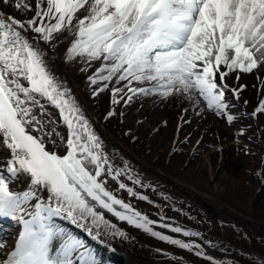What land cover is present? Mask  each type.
Instances as JSON below:
<instances>
[{
	"label": "snow or ice",
	"instance_id": "1",
	"mask_svg": "<svg viewBox=\"0 0 264 264\" xmlns=\"http://www.w3.org/2000/svg\"><path fill=\"white\" fill-rule=\"evenodd\" d=\"M65 42V62L79 58L80 72H91L93 97L109 92L111 104L121 106L141 96L179 97L197 115L203 100L233 124L243 118L232 101L244 86L227 83L229 75L239 81L251 74L264 88V0H0V229L6 222L19 228L11 247L0 240V264H101L72 229L93 241L102 242L104 229L128 239L105 212L220 264L199 244L156 228L200 233L154 221L118 197L122 190L153 203L121 180L145 186L127 165L113 163L84 105L57 74ZM259 114L264 96L245 115ZM253 175L264 184V169ZM21 179L27 186L17 191L12 185Z\"/></svg>",
	"mask_w": 264,
	"mask_h": 264
},
{
	"label": "bare ground",
	"instance_id": "2",
	"mask_svg": "<svg viewBox=\"0 0 264 264\" xmlns=\"http://www.w3.org/2000/svg\"><path fill=\"white\" fill-rule=\"evenodd\" d=\"M67 46L65 42L58 48L55 58L57 74L66 78L84 105L113 163L118 167L127 165L132 175L145 186L134 185L126 176L121 180L140 194L147 195L153 203L131 197L122 190L117 192L118 197L154 221L200 233L199 237H184L165 228H156L173 238L199 244L207 255L220 264H255V261L264 259V220L254 212L258 201L264 206V184L253 175V172L264 169V114L251 119L245 115L264 96V88L260 87L259 80L251 74H241L239 81L235 80V73L227 78V83L233 86L246 83L240 100L232 101L235 104L232 111L243 117L235 125L208 111L203 100L200 107L205 111L197 115L199 109L193 110L194 105L179 97L167 101L157 96H151V99L146 96L135 98L120 117L126 124H131L137 138L145 139L155 155L168 158L169 163L163 164L162 168L124 145L106 126L102 116L110 107V93L99 95V106V102L90 94V86L86 85L87 74L79 70L82 66L77 62L79 58L65 62ZM185 108L189 111L185 112ZM181 154L185 161L179 167L175 166L174 162L181 159ZM170 166L173 172L178 169L179 175L169 172ZM180 174L185 178H181ZM109 184L113 189L117 187L114 181L110 180ZM209 187L223 197H230L236 190L247 188L249 192L245 201L252 215L222 202L211 193ZM161 217L165 219L161 220ZM105 218L130 238L109 236L102 240L107 245L101 247L102 250L110 249L109 254L118 255L122 264H210V261L196 256L194 252L162 242L110 213L105 212ZM17 230L19 232L18 226ZM2 241L11 246L9 236ZM12 241L14 243L15 239ZM93 244L99 247L94 241ZM112 248L115 252H112ZM94 251L98 249L94 248Z\"/></svg>",
	"mask_w": 264,
	"mask_h": 264
},
{
	"label": "rangeland",
	"instance_id": "3",
	"mask_svg": "<svg viewBox=\"0 0 264 264\" xmlns=\"http://www.w3.org/2000/svg\"><path fill=\"white\" fill-rule=\"evenodd\" d=\"M86 85L89 87V84L86 80ZM87 98L90 99V97L87 95ZM96 100L99 102L100 100V96L95 97ZM90 100L93 101V99L91 98ZM99 106L100 102L98 103ZM110 107L108 109V112H106V118L105 124L106 126H108V128L111 129V131L113 132V134L122 141V143L124 145H127L129 148H131L133 151H135L136 154H138L139 156L143 157L144 159H146L148 162H151L153 164H157L158 166H162L163 168V164L165 163H169L168 162V158L164 157H158V155H155V153L153 152V149L151 148V146L146 145L145 143V139L144 138H137V135L135 133H133V127H131V124L128 125L126 124V121L123 120L122 116V112L125 111L124 106L121 105H112L111 104V100H110ZM103 107V106H102ZM128 107V106H126ZM110 110H114L116 115L109 117V111ZM102 112V109H101ZM181 159L175 160V166H180L182 164L183 161H185V157H183V155H180ZM181 161V162H180ZM178 164V165H177ZM177 171L173 172L172 171V167L170 166V168H168V171L171 173H175L176 175H179V170L176 169ZM181 178H185L182 174H180ZM12 186H20V187H25V180L21 179L18 182L14 183ZM204 188V187H203ZM202 188V189H203ZM211 193L215 196H217L222 202L229 204L231 207L235 208L236 210L238 209L239 211H242L245 214H249L252 215V212L250 211L249 207L246 206V201L245 199L248 196V192L249 190H247V188H245L243 191L242 190H236L235 192L232 193V195L230 197H227L225 195V197L219 195L217 191L213 188V187H209ZM254 212H256V215L258 216V218L264 220V206L262 205L261 202L258 201V203H256V208L254 209ZM68 225V224H67ZM69 226V225H68ZM10 235V234H9ZM128 236V235H127ZM128 239L129 236H128ZM128 246V245H127ZM134 247H138L137 245H133Z\"/></svg>",
	"mask_w": 264,
	"mask_h": 264
}]
</instances>
